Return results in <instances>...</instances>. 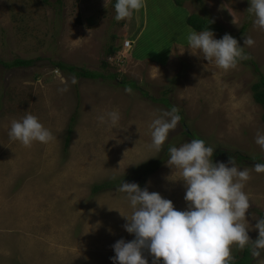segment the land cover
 <instances>
[{"label":"rangeland","instance_id":"rangeland-1","mask_svg":"<svg viewBox=\"0 0 264 264\" xmlns=\"http://www.w3.org/2000/svg\"><path fill=\"white\" fill-rule=\"evenodd\" d=\"M46 1L0 0V264H112V246L134 239L124 230L123 216L131 218L133 209L117 191L122 177L156 160L165 145L190 142L185 131L225 151L226 157L213 162L227 163L229 152H236L264 163V149L255 143L264 132V112L252 91L259 72L250 63L264 75V31L254 26L249 0H185L182 6L148 0L147 10L143 6L121 21L114 19L115 0ZM193 14L220 27L217 39L230 34L243 47L250 36L255 44L244 49L249 59L225 71L190 49L187 19ZM126 41L132 47L123 50ZM110 46L115 53L108 56ZM16 59L36 62L3 65ZM56 62L117 78L82 79L54 69ZM124 78L138 88L120 85ZM173 107L183 121L157 152L150 147V124ZM112 110L121 114L115 126L99 119ZM27 114L51 131L50 142L24 146L9 138L11 122ZM168 159L150 174H133L124 182L158 192L176 210H185L186 189ZM256 163L236 162L250 174L244 191L253 241L255 223L264 214V173L254 170ZM106 181L115 185L93 192ZM231 253L240 256L242 249L233 246ZM252 264H264V253Z\"/></svg>","mask_w":264,"mask_h":264},{"label":"clouds","instance_id":"clouds-1","mask_svg":"<svg viewBox=\"0 0 264 264\" xmlns=\"http://www.w3.org/2000/svg\"><path fill=\"white\" fill-rule=\"evenodd\" d=\"M249 3L247 11L254 16V26L264 31V0H249ZM143 6L144 0H115L114 19L130 18ZM186 39L190 49L197 50L203 59L225 71L235 69L240 61L249 59L245 46L255 44L250 36L244 39L243 47L230 34L217 39L208 27L199 32L191 29ZM122 48L127 49L124 43ZM72 83H76L75 78ZM60 91H67V88ZM99 119L115 126L121 114L112 110ZM181 119L175 107L156 116L150 124V147L161 151ZM8 135L24 146L34 142L48 143L54 138L32 114L13 120ZM255 143L264 149V132L257 133ZM167 151V165L172 174L173 168L179 170L181 179L178 181H183L186 189V209L176 210L173 202L160 193L149 192L147 187L123 180L117 191L126 194L133 209L131 218L123 216L127 220L124 230L134 239L130 242L120 239L112 246L115 253L112 264H149L145 252L152 257V264H161V261L163 264H232L233 246L241 249L250 246L253 257H260L264 253V217L255 223L258 238L253 241L246 221L250 208V198L244 191L245 183L250 179L248 169L238 168L235 158H230L227 163L213 162L215 150L203 139L170 146ZM254 170L264 173V163H256ZM171 176L167 179L176 182L169 179Z\"/></svg>","mask_w":264,"mask_h":264},{"label":"trees","instance_id":"trees-1","mask_svg":"<svg viewBox=\"0 0 264 264\" xmlns=\"http://www.w3.org/2000/svg\"><path fill=\"white\" fill-rule=\"evenodd\" d=\"M43 2L47 3L46 0H42ZM57 4H62V2L64 0H55ZM74 1L76 4L79 3V0H72ZM173 2L178 5V6H182V4L185 2V0H173ZM114 4L115 1L111 4V6L114 8ZM77 23H80V19L77 17L76 19ZM187 24L192 28L195 29L197 32L202 31L204 29H206L207 27L211 30V31H221L220 27L216 24H214L212 21H210L208 19V17H200L199 15H191L188 17L187 19ZM113 53H115V50L112 46H110V48L108 49V56L112 55ZM36 61L34 60H22V59H16L14 60L11 64H3L5 67H15V68H24V67H29L30 65H32L33 63H35ZM251 66L253 68V70L255 72H259L258 76V82L256 84H254L252 86V91H253V99L255 101V103L259 104L261 106V108L263 109L264 112V75L259 71L258 66L253 63L250 62ZM2 64V62L0 61V65ZM54 69L59 70L63 73H67V71L70 72H74V76L75 77H80L82 79H90V80H96V79H105V78H109V79H116L117 75L116 74H109L107 75L105 78L103 77L104 75H102L101 73H97V72H88V71H75V67L73 66H68L65 63L62 62H56L53 64ZM103 67H107V63H103ZM120 85H126L128 88H138L137 85L135 84V82L133 81H126V79L124 78L121 83H119ZM161 102H163L167 107H169V104L167 102V100H160ZM180 115V114H179ZM181 121H183V118L181 119ZM262 121L264 123V113L262 115ZM185 135L189 136L190 139H200L197 138L194 134H190L188 133V131L184 132ZM71 137V129H68L67 132V137H66V141H65V148L68 146L69 140ZM207 144V143H206ZM208 145V144H207ZM163 150L165 151V153H163V151L160 153V155L158 156V158L150 163H147L145 165H143L141 168H137L135 170H133L131 173L126 174L124 177H122V181L123 180H127L130 179L131 176H134L135 174H142L141 176L143 177L150 174L151 172H153L155 169H157L158 167L162 166L161 164L165 163L166 160V156L168 155V145H165L163 147ZM165 154V155H162ZM230 158H235V161L237 163H241L242 161H244L245 159H249L251 161H257V163H262V161H260V159L258 157L255 158H247L245 156H242L236 152L231 153L229 152ZM165 156V157H164ZM169 156V155H168ZM226 153L225 151H215L214 152V156H213V161H215L214 159H218L221 157H226ZM134 174V175H133ZM140 176V175H138ZM143 178H141L142 180ZM114 184V181H106L103 182L99 185H96L93 187V192L94 193H98L100 191H105L109 188H111ZM140 185V184H139ZM264 217V214L260 213L259 214V218ZM252 250L250 246H246L242 249V254L240 256H236L233 258L232 260V264H252L253 263V257H252Z\"/></svg>","mask_w":264,"mask_h":264},{"label":"built area","instance_id":"built-area-1","mask_svg":"<svg viewBox=\"0 0 264 264\" xmlns=\"http://www.w3.org/2000/svg\"><path fill=\"white\" fill-rule=\"evenodd\" d=\"M124 47L125 48H129L130 47V42L129 41L124 42Z\"/></svg>","mask_w":264,"mask_h":264},{"label":"crops","instance_id":"crops-1","mask_svg":"<svg viewBox=\"0 0 264 264\" xmlns=\"http://www.w3.org/2000/svg\"><path fill=\"white\" fill-rule=\"evenodd\" d=\"M79 2H80V1H79ZM144 7H145L146 10L148 9V0H145V1H144Z\"/></svg>","mask_w":264,"mask_h":264}]
</instances>
